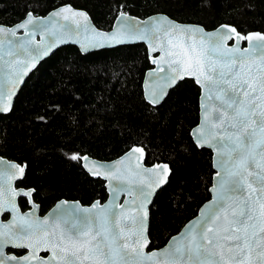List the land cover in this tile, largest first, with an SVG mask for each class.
I'll return each mask as SVG.
<instances>
[{
    "label": "trees",
    "instance_id": "trees-1",
    "mask_svg": "<svg viewBox=\"0 0 264 264\" xmlns=\"http://www.w3.org/2000/svg\"><path fill=\"white\" fill-rule=\"evenodd\" d=\"M66 4L105 31L124 13L264 34V0H0V24L13 26L28 13L44 16ZM149 68L141 44L87 55L66 46L29 75L10 113L0 116V157L26 166L17 187L33 189L41 215L61 199L83 206L105 201L104 183L84 172L80 157L111 161L133 146L144 150L146 166L170 169L149 209L148 250L165 245L209 199L211 153L197 149L189 136L198 121L199 90L185 79L151 107L142 93ZM18 204L27 209L25 199Z\"/></svg>",
    "mask_w": 264,
    "mask_h": 264
},
{
    "label": "water",
    "instance_id": "water-1",
    "mask_svg": "<svg viewBox=\"0 0 264 264\" xmlns=\"http://www.w3.org/2000/svg\"><path fill=\"white\" fill-rule=\"evenodd\" d=\"M81 13L83 15H80ZM19 25L27 26L18 27ZM0 27L5 29L0 33V116L10 113L29 75L55 51L66 46L75 47L81 55H87L101 50L143 45L150 68L143 75L142 93L145 102L151 107L159 106L169 91L185 79L191 80L197 87L198 121L189 131V136L197 149H205L211 153L213 174L208 188L209 199L199 207L196 215L159 249L148 250L149 209L157 193L167 184L170 169L165 163L146 166L144 150L141 147L133 146L111 161H100L87 155L80 157V165L84 172L89 177L104 183L105 201L96 200L90 205L83 206L78 201L61 199L43 215L40 214L39 205L32 198L33 189L17 187L24 178L26 166L0 157V194L3 195L6 205L10 202L15 206V211L6 210L0 213V229L6 232L10 229L15 231L26 219L39 222V226L46 228L48 233L55 232L51 240L41 233L44 242L36 249V258L33 259L32 264H36V259H42L46 264L51 260L55 264L59 256L54 257L53 252L58 251L60 232L65 227L62 221L71 222L73 219L85 218L91 221V233L89 237H82L81 240L95 236L94 243L102 242L101 246L104 247L108 234L117 233L120 234L118 243L128 245L124 252L129 264H164L165 250L170 249L177 241L183 243L182 234L187 235L189 228L201 220L202 213L216 206L220 180L218 173H221V157L218 152L221 141L217 136L201 144L197 136L201 135V130L204 128L215 130L212 129L211 123H206V120L219 118V113L212 110L213 105L219 106V101L207 99L212 85L205 76L209 74L216 76L228 69L218 62L213 66L215 69L213 72L208 66V61L215 59L219 53L227 54L230 50L234 55H239L234 52L236 48H239L241 53L247 51L250 55H246L242 61L231 66V70L241 73L245 79L252 77L259 81L260 77L264 76V60L259 58L258 50L264 41L255 39L249 41L239 37L252 34L264 36V34L249 32L243 36L234 27L225 24L206 30L200 25L181 23L164 14L138 18L124 13L117 15L111 28L105 31L98 29L84 10L76 9L69 4L59 6L44 16L28 13L13 26L0 24ZM232 28L239 36L231 32ZM218 33L223 34L218 53L211 54L203 60L201 54L207 53L210 47L209 37L214 40ZM45 50H47L46 55ZM153 93L157 94L154 103ZM212 95H215L214 91ZM259 138L260 133L257 132L256 139ZM250 167L254 172L259 171L255 165ZM20 168H23V172H20ZM253 187L258 188V185L253 183ZM142 191L147 195V200L144 199ZM239 195L241 203L244 199L264 200V193H249L247 185ZM19 199L27 201L26 210L20 208ZM256 208L258 210V203ZM58 219L61 223L56 227L53 222ZM45 220L48 222L47 225L42 224ZM30 239L35 244L37 237L33 236ZM23 242L27 244L29 239ZM66 244L65 241L63 246ZM88 246L84 245L85 248ZM9 250L23 253L16 255L8 252ZM104 250L107 251V248ZM31 251V248L11 245L3 248L6 257H24L30 255ZM82 264H93V258L83 260Z\"/></svg>",
    "mask_w": 264,
    "mask_h": 264
},
{
    "label": "snow or ice",
    "instance_id": "snow-or-ice-1",
    "mask_svg": "<svg viewBox=\"0 0 264 264\" xmlns=\"http://www.w3.org/2000/svg\"><path fill=\"white\" fill-rule=\"evenodd\" d=\"M4 31L5 29L0 27V33ZM231 32L236 33V30L232 28ZM236 35L239 36L238 33ZM222 37V33L216 34L214 40L209 37L210 47L207 53L201 54L203 60L218 53ZM239 38L264 41V36L260 34ZM258 51L259 58L264 60V44ZM234 52L239 55H234L230 50L227 54L219 53L215 59L208 61V66L213 72V66L218 62L228 70L221 71L216 76H205L212 85L207 99L219 101L218 107H212L214 112L219 113V118L206 120L215 130L204 128L201 135L197 136L201 144L217 136L221 141L218 152L222 174L218 173L220 180L216 206L202 213L201 220L189 228L187 235L182 234L183 243L177 241L170 249L165 250L164 264H264V200L244 199L241 203L239 195L245 185L249 193H264V76L257 81L252 77L245 79L241 73L232 71L231 66L250 55L247 51L241 53L239 48ZM44 54H47V50ZM153 96L154 103L157 94L153 93ZM205 111L207 113V106ZM257 132L260 133L259 139H256ZM251 165H255L259 171L254 172ZM19 170L23 172V168ZM253 183L257 184L258 188H254ZM142 195L147 200L143 191ZM6 210L15 211V206L10 202L6 205L3 195L0 194V213ZM47 223V220L42 222L43 225ZM53 223L59 227L61 221L58 219ZM62 223L65 227L60 232L58 251L53 252L54 257L59 256L55 264H82L83 260L89 258H93V264H129L124 252L128 245L118 243L120 234L109 233L106 237L107 243L102 247V242L94 243L95 236L81 240L82 237H89L91 233L89 219H73L71 222L64 220ZM41 233L49 240L55 235V232L48 233L46 228L40 227L39 222L26 219L15 231L10 229L6 232L0 229V264H32L36 258V249L44 242ZM33 236L37 237L35 244L30 239ZM25 239H29V243L25 244ZM65 241L67 244L63 246ZM8 245L31 248L32 251L24 257H6L3 248ZM84 245L89 246L85 248ZM104 248H107V251ZM36 264L46 262L36 259ZM47 264H53V261L50 260Z\"/></svg>",
    "mask_w": 264,
    "mask_h": 264
}]
</instances>
